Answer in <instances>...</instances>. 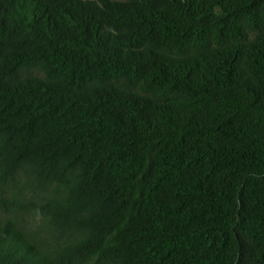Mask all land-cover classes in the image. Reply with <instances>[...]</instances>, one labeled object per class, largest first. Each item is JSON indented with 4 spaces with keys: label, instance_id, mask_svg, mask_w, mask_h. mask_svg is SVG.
I'll use <instances>...</instances> for the list:
<instances>
[{
    "label": "trees",
    "instance_id": "16d2710c",
    "mask_svg": "<svg viewBox=\"0 0 264 264\" xmlns=\"http://www.w3.org/2000/svg\"><path fill=\"white\" fill-rule=\"evenodd\" d=\"M0 264H264V0H0Z\"/></svg>",
    "mask_w": 264,
    "mask_h": 264
},
{
    "label": "rangeland",
    "instance_id": "374dc122",
    "mask_svg": "<svg viewBox=\"0 0 264 264\" xmlns=\"http://www.w3.org/2000/svg\"><path fill=\"white\" fill-rule=\"evenodd\" d=\"M19 219L26 227L36 230L47 244H53L56 238L55 234L44 226L39 225L37 217H33L31 214L26 213L22 214Z\"/></svg>",
    "mask_w": 264,
    "mask_h": 264
}]
</instances>
